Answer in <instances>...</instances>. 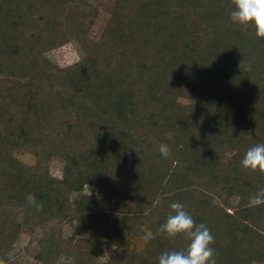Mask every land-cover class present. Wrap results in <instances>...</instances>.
I'll return each instance as SVG.
<instances>
[{
    "label": "trees",
    "instance_id": "16d2710c",
    "mask_svg": "<svg viewBox=\"0 0 264 264\" xmlns=\"http://www.w3.org/2000/svg\"><path fill=\"white\" fill-rule=\"evenodd\" d=\"M232 8L109 0L92 32L95 0H0V264H23L8 247L24 227L46 228L30 241L42 264H159L189 243L160 230L173 201L211 230L216 264H264V171L241 164L264 143V37ZM70 42L77 60L46 56Z\"/></svg>",
    "mask_w": 264,
    "mask_h": 264
},
{
    "label": "clouds",
    "instance_id": "9594fccd",
    "mask_svg": "<svg viewBox=\"0 0 264 264\" xmlns=\"http://www.w3.org/2000/svg\"><path fill=\"white\" fill-rule=\"evenodd\" d=\"M230 19L240 25L251 24L257 36L264 37V0H233ZM168 156L169 153L164 149L158 153L161 163L167 162ZM241 164L244 168L264 171V143L249 147ZM27 200L37 209L42 206L32 194L28 195ZM250 204H264V188L250 197ZM169 207L166 221L160 225L161 232L169 237L183 234L189 243L186 249L163 252L158 258L159 264H216L215 249L212 247L214 236L211 230L204 223L197 224L184 203L173 201ZM144 240L151 244V237L145 235Z\"/></svg>",
    "mask_w": 264,
    "mask_h": 264
},
{
    "label": "rangeland",
    "instance_id": "374dc122",
    "mask_svg": "<svg viewBox=\"0 0 264 264\" xmlns=\"http://www.w3.org/2000/svg\"><path fill=\"white\" fill-rule=\"evenodd\" d=\"M109 0H95V3L99 5V14L98 19H96L93 27L92 32H98V30L101 28V26L104 23V16L106 15L105 8L108 6ZM46 56L51 59L54 63H57L58 65H67L75 60H77L81 56L80 49L77 48L76 44L73 42H70L69 44H66L60 48H57L55 50H51L46 53ZM20 158L25 162H32V158L30 155L24 154L20 155ZM62 160L60 159H54L50 162V171L55 176L61 175V169H62ZM96 191V187L94 186H86L85 192L87 193H94ZM75 228V224L73 221H70L63 225L62 234L64 237H68L72 231ZM44 231H46V228H28L24 227L19 239L12 245L9 246V255L10 256H17L18 260L21 261L23 264H42L40 262H37L34 258V255L37 251L36 244L34 242H30L32 239L38 237L40 234H42ZM112 249L111 244H97L96 247V254L97 259L100 261H104L108 258L109 253ZM129 250L127 248H124L122 250L124 261L128 260L129 257ZM73 259L72 257H69L67 255H61L59 256L57 262L54 264H72Z\"/></svg>",
    "mask_w": 264,
    "mask_h": 264
}]
</instances>
